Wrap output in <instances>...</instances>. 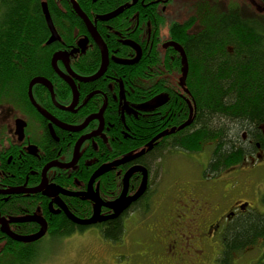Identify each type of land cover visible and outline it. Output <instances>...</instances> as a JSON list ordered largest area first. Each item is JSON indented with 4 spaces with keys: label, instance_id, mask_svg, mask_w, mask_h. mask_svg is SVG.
<instances>
[{
    "label": "flooded vegetation",
    "instance_id": "obj_1",
    "mask_svg": "<svg viewBox=\"0 0 264 264\" xmlns=\"http://www.w3.org/2000/svg\"><path fill=\"white\" fill-rule=\"evenodd\" d=\"M69 1L73 8L71 0ZM211 1L218 2V0ZM84 3L85 10L79 3L78 5L96 28L108 53V65L99 78L87 82L80 80L91 79L97 75L104 57L101 47L86 23L73 8L85 32L78 37L75 44L67 41V45L64 46L65 43H62L64 47L62 46V49L55 51L52 55V74L50 78H42L51 83L54 98L50 89L40 84L33 87V98L36 105L55 121L64 126L74 127V130H67L52 123L38 111L29 97L30 82L27 90L28 102L24 106L14 107L21 116L14 121V132L3 128V137L0 141V221L7 222L9 226L5 227L0 222V264H24L22 259L25 257V252L36 253V244L46 236L53 237L49 228L53 217L59 219L57 223L60 222L62 215L67 217L63 206L67 207L75 217L88 219L95 212V203L88 198L89 194L97 195L99 200L105 204L114 203L123 192L126 173L135 166H142L148 171V188L143 196L119 217L124 226V235L120 241L112 244L119 245L120 248V243L125 238L128 222H134L132 217L135 219L140 217L144 230H149L151 233L157 225L156 223L150 224L149 219L155 222L162 216L171 217L173 233L171 234L169 230L165 237L157 236V244L154 248L151 244L142 248L148 254L147 262L132 261L130 264L223 263L226 253L223 244L225 230L234 219L249 213V203L232 200L230 197L225 208L223 202L228 201V198L224 195L221 196L222 201L213 208L208 202L209 199L199 197L207 196L206 194L196 195L194 189L186 192L185 189L179 188L173 197H167L175 202V208L155 209L154 207L156 211H153V196L151 195L154 168L144 165L139 160L153 150L132 163L122 165L102 175L90 185L94 173L99 168L121 159V157L111 159L110 154L115 144L131 137V128L127 120L133 122V118L138 117L136 112H141L140 108H149V105L143 102H128L127 98L132 95V90L125 87L118 67L138 66L143 60L152 59L153 55H157L162 49L167 52L169 60L178 57L183 66V76L180 80L182 81L186 69L183 58L180 52L169 44L180 45L188 59L184 47L187 35L199 36L206 31L205 28L199 34H194L193 30L186 28L187 23L196 19V15L193 14L187 21L181 22V16L185 15L186 11L194 12L190 6L186 8L189 2L182 0H84ZM209 5L211 6L210 3ZM104 18L107 20H102ZM191 19L193 20L190 21ZM86 39L88 40L87 46L85 50H82L79 48V43ZM57 42L59 39L51 45ZM75 50L77 52L72 54ZM59 52L70 54L68 68L63 61H58L57 67L60 72L69 76L70 81L73 82L72 85L61 78L53 67V56ZM95 53L99 55L98 63L94 61ZM120 61L132 64L125 65L119 63ZM76 63L85 64L88 72H80L76 68ZM96 64L97 68L94 69ZM188 64L189 75V59ZM170 65L175 66L176 64ZM167 81L170 82L169 79ZM74 89L78 92L79 98L73 106ZM67 91L69 99L64 96L60 97L61 92ZM58 105L73 109L65 111ZM103 109V127H101V119H94L85 126L90 117L99 115ZM19 119L26 123L22 141L15 134L16 121ZM261 133L264 136V128ZM247 139L248 137L244 135L243 140L247 141ZM256 153L258 155L254 157ZM256 153L247 156L240 164L232 168L219 173H211V179H216L229 170L239 173L262 163L264 148L260 143L257 144ZM161 159L154 164L157 165ZM142 181V172L135 173L129 181L128 194L133 195ZM231 188H234V185ZM226 189L229 187L226 186ZM58 190L59 192L55 193ZM62 191L79 195L73 196ZM101 210L102 216L113 214V211L105 205ZM29 216L39 217L46 222L47 233L41 239L28 243L18 242L4 231V228H8L13 234L23 237L37 234L41 230V224L16 221ZM112 220L92 226H79L69 219L75 226V232L65 237L77 235L91 227L98 228L101 233L106 224ZM176 222L178 224L185 222V226L177 229ZM211 255L213 257L209 258Z\"/></svg>",
    "mask_w": 264,
    "mask_h": 264
},
{
    "label": "trees",
    "instance_id": "obj_2",
    "mask_svg": "<svg viewBox=\"0 0 264 264\" xmlns=\"http://www.w3.org/2000/svg\"><path fill=\"white\" fill-rule=\"evenodd\" d=\"M77 1L85 10L84 0ZM44 3L59 36V42L53 45H48L51 32ZM236 6L214 15L210 11L214 6L199 9L206 31L199 36L187 35L184 47L190 71L185 87H181L183 66L178 57L169 60L162 49L138 66L118 67L125 87L132 90L128 102H143L149 108H140L133 122L127 120L132 135L114 145L111 159L139 152L158 134L183 125L189 118L188 101L195 110L191 124L155 144L152 152L139 159L144 165L151 168L162 158V152L196 154L211 143L208 172L219 173L255 154L258 143L264 148V25L243 19ZM196 19H191L186 28H193ZM84 32L69 0H0V105L24 106L31 80L50 78L53 53L62 49V43L75 44ZM94 61L98 63V53ZM173 63L176 65L171 66ZM76 68L88 72L85 64L76 63ZM59 95L68 98L69 92ZM60 218L59 223L56 217L50 221L53 237L75 232L65 215ZM101 235L112 243L120 241L124 235L121 218L106 224ZM259 240H264V213L251 210L237 217L225 230L223 263L229 264L233 253ZM25 253L23 263L33 255Z\"/></svg>",
    "mask_w": 264,
    "mask_h": 264
},
{
    "label": "rangeland",
    "instance_id": "obj_3",
    "mask_svg": "<svg viewBox=\"0 0 264 264\" xmlns=\"http://www.w3.org/2000/svg\"><path fill=\"white\" fill-rule=\"evenodd\" d=\"M182 1L189 2L186 8L190 6L194 12L186 11L185 15L181 16V22L187 21L186 19L192 14L197 16L194 24L198 25L193 27L194 34H199L203 30L202 14L198 11L202 6H210L209 3L214 6L210 8L213 15L216 12L220 14L227 11L230 5H237L236 7L243 19L259 21L264 25V0H218L217 3L211 0ZM19 117L21 116L14 106L4 103L0 105V141L3 137V128H8L13 133L15 130L14 121ZM242 133L244 134V132ZM211 148L212 144L210 143L205 146L204 152L201 151L196 154L179 151H167L160 154L162 157L160 162L157 165H152L154 168L151 195L153 196V211L162 207L175 208V202L167 197H173L177 189L183 188L186 192H191L194 189L196 195L206 194L207 196L199 197L209 199L208 202L212 204L213 208L222 201L221 196L225 195L228 198V201L223 202L225 208L232 198V200H238L242 203H249L250 211L264 213L262 203L264 197V161L248 170H243V172L233 173L229 170L222 173L218 178L211 179L212 174L207 172L211 161L210 156L213 149ZM257 155L258 153L254 157ZM229 172L231 174H228ZM206 174H208L207 177ZM233 185L234 188H231ZM226 186L229 189H226ZM174 216L176 215L174 214ZM131 219L134 222H128L125 238L120 243V248L119 245H113L112 242L105 240L98 228L91 227L70 237L46 236L35 245L37 252L29 256L28 261H25L24 264H130L132 261L147 262L148 254L142 248L149 244L154 248L157 244V236L163 238L169 230L171 234L173 233L171 217L162 216L155 222L149 219L150 224L156 223L157 225L153 230L154 232L152 231L153 233L144 230L140 217L136 219L132 217ZM184 226L185 222L182 224L176 222L175 225L177 229ZM212 257V255L209 256V258ZM262 262H264V240H259L257 244L246 250L233 253L229 259V264H261Z\"/></svg>",
    "mask_w": 264,
    "mask_h": 264
},
{
    "label": "water",
    "instance_id": "obj_4",
    "mask_svg": "<svg viewBox=\"0 0 264 264\" xmlns=\"http://www.w3.org/2000/svg\"><path fill=\"white\" fill-rule=\"evenodd\" d=\"M72 4H73V8L74 10L76 11V13L79 15V17L84 21V23H86L87 27L89 28L92 36L95 38L97 44L101 47L102 49V52H103V57H104V61H103V64L101 66V69L100 71L97 73V75H95L93 78L91 79H80L81 81H92V80H95L97 78H99L103 73L104 71L106 70L107 68V65H108V53H107V50L106 48L104 47L103 45V42L101 40V38L99 37L98 33H97V30L96 28L92 25V23L90 22V20L87 18L86 14L82 11V9L80 8V6L78 5L77 1L76 0H71ZM43 12H44V16L46 18V21L48 23V27L51 31V37L48 41V45H51L52 43L56 42L58 39H59V36H58V32L54 26V23H53V20H52V17H51V14H50V11H49V8L47 6L46 3L43 4ZM104 21L107 20V18H104L102 19ZM87 43H88V40H83L79 43V48L82 49V50H85L86 46H87ZM171 45L172 47H174L175 49H177L182 58H183V61H184V66H185V72H184V77L181 81V84L183 87H185L186 85V79H187V75H188V68H189V64H188V59H187V56H186V53L184 51V49L176 44V43H171L169 44ZM75 52H77V50H75L72 54H74ZM69 56L70 54L69 53H64V52H59V53H56L54 56H53V59H52V64H53V67L55 68V70L58 72V74L60 75L61 78H63L66 82H68L69 84H73L72 81H70L69 79V76L63 74L62 72H60L58 70V67H57V63L58 61H63L67 68H68V63H69ZM64 59V60H63ZM119 63L121 64H125V65H129V64H132L131 62H123V61H120ZM79 79V78H78ZM43 85V86H46L50 89L52 95H53V98H54V92H53V88H52V85L51 83L42 78V77H37V78H34L30 85H29V97H30V100L31 102L33 103V105L38 109V111L45 117L47 118L48 120H51L52 123L60 126V127H63L67 130H71L73 131L74 130V127H68V126H64L60 123H58L57 121H55L52 117H50L44 110H42L39 106L36 105L35 101H34V98H33V87L35 85ZM74 97H75V100H74V105H76V103L78 102V98H79V94L78 92L74 89ZM189 105V111H190V116H189V119L187 120V122H185L182 126H180L179 128H173L172 130L170 131H166V132H162L160 134H158L148 145L146 148L142 149L141 151L135 153V154H132V155H128V156H125L113 163H110V164H107V165H104L102 166L101 168H99L93 175L92 179H91V182H90V185H92V183L99 177H101L102 175L114 170L115 168L117 167H120L122 165H126V164H129V163H132L134 161H136L137 159H139L140 157L144 156L147 152H150L153 150L154 148V145L162 138L168 136V135H172L174 133H176L177 131H181L183 129H185L186 127H188L190 124H191V121L194 117V108L193 106L191 105V103L189 102L188 103ZM61 109L65 110V111H71L73 108H65V107H62L60 105H58ZM103 114H104V109L102 110V112L99 114V115H95V116H92L90 117L85 126H87L90 121L94 120V119H101V127L104 126V120H103ZM26 127V123L19 119L16 121V131H15V134L16 136L19 137V140L22 141L24 139V129ZM138 172H142L143 174V181L141 183V186L139 188V190L132 196H129L128 195V191H129V181L131 179V177L135 174V173H138ZM148 179H149V173L148 171L142 167V166H135V167H132L125 175L124 177V188H123V192L121 194V196L112 204H105L103 203L101 200H99V197L97 195H94V194H89L88 195V198L91 199V201H93L95 203V212L93 213V215L88 218V219H79L77 217H75L68 209L67 207L63 206L64 208V211L67 215V217L73 222L75 223L76 225H79V226H92V225H95L97 223H102L104 221H108V220H112V219H117L119 218L129 207L130 205H132L133 203H135L136 201H138L142 196L143 194L146 192L147 188H148ZM14 192V191H13ZM58 191H56L55 193H58ZM63 192V191H62ZM15 193V192H14ZM63 193H67V194H70V195H73V196H77L79 194H73V193H69V192H66L64 191ZM105 205L106 207L110 208L111 211H113V214L109 215V216H102V213H101V208L102 206ZM1 220V219H0ZM16 221L18 222H36V223H39L41 224V230L33 235V236H17L15 234H13L8 228H4V231L6 233H8L13 239H15L16 241L18 242H23V243H28V242H34V241H37L39 239H41L43 236L46 235L47 233V224L45 221H43L41 218L39 217H35V216H29V217H25V218H21V219H17ZM2 222V221H0ZM4 224L5 227H9L8 226V223L7 222H2Z\"/></svg>",
    "mask_w": 264,
    "mask_h": 264
}]
</instances>
